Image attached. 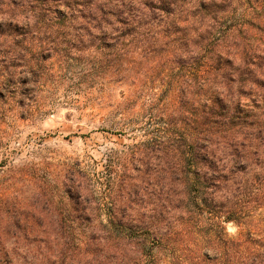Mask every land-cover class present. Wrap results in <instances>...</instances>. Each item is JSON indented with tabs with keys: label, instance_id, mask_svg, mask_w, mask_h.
<instances>
[{
	"label": "rangeland",
	"instance_id": "obj_1",
	"mask_svg": "<svg viewBox=\"0 0 264 264\" xmlns=\"http://www.w3.org/2000/svg\"><path fill=\"white\" fill-rule=\"evenodd\" d=\"M36 43L0 88V264H264V148L209 190L236 222L195 203L170 151L190 123L170 55L69 44L50 56ZM32 53L50 56L44 69H30ZM108 192L118 229L96 207Z\"/></svg>",
	"mask_w": 264,
	"mask_h": 264
},
{
	"label": "trees",
	"instance_id": "obj_2",
	"mask_svg": "<svg viewBox=\"0 0 264 264\" xmlns=\"http://www.w3.org/2000/svg\"><path fill=\"white\" fill-rule=\"evenodd\" d=\"M35 41L50 56L69 44L95 46L122 60L155 48L170 55L185 74L177 88L190 122L180 138L171 132L170 151L191 169L186 183L197 189L194 202L236 222L234 212L213 209L209 190L229 186L237 161L254 146L253 153L264 148V0H0V88L10 84L11 68L30 63L24 52ZM48 54L32 53L30 69H44ZM105 197L97 210L103 206L106 226L118 229L120 199Z\"/></svg>",
	"mask_w": 264,
	"mask_h": 264
}]
</instances>
